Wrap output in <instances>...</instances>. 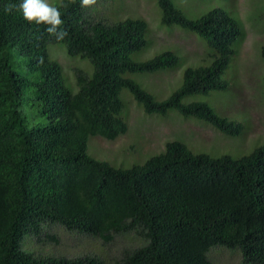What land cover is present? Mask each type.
Here are the masks:
<instances>
[{
  "label": "trees",
  "instance_id": "trees-1",
  "mask_svg": "<svg viewBox=\"0 0 264 264\" xmlns=\"http://www.w3.org/2000/svg\"><path fill=\"white\" fill-rule=\"evenodd\" d=\"M20 3L0 0V264H103L95 253L67 257L27 246L44 245L42 236L57 242L48 230L57 226L102 246L127 237L131 244L110 264H216L208 255L216 246L238 250L242 264H264V142L246 154L211 156L171 140L130 167H114L87 149L90 137L126 133L122 90L148 115L174 110L236 136L233 119L183 99L228 86L242 24L223 9L191 19L171 0H156L161 24L195 32L212 51L157 101L128 75L175 68L180 59L170 50L132 57L146 45L143 18L103 23L81 0H60V28L68 35L58 41L47 25L5 11ZM50 44L90 70L76 66L69 79ZM64 74L71 85L74 79L72 89Z\"/></svg>",
  "mask_w": 264,
  "mask_h": 264
},
{
  "label": "rangeland",
  "instance_id": "rangeland-1",
  "mask_svg": "<svg viewBox=\"0 0 264 264\" xmlns=\"http://www.w3.org/2000/svg\"><path fill=\"white\" fill-rule=\"evenodd\" d=\"M47 2L55 6L60 0H47ZM171 2L191 19L218 8L225 10L242 24V36L235 40L232 46L236 53L232 56L225 73L228 86L221 91L193 94L183 99V102L208 103L219 115L233 119L240 126V131L236 136H228L202 120L183 117L174 110L163 116L148 115L128 91L122 90L121 97L126 103L124 110L127 122L126 133L115 140L93 136L87 142L88 153L92 157L114 167H130L141 163L161 152L166 142L171 140L181 141L192 151L211 156L246 154L264 142V18L262 16L264 0H171ZM90 9L94 17L97 16L96 18L103 23H111L127 17L143 18L147 22L146 45L139 52L132 54L135 60H146L165 50L172 51L180 59V63L175 68L128 75L151 93L157 101L167 98L180 86L182 73L186 67L209 62L212 51L206 41L198 37L195 32L178 25L161 24L156 0H97ZM57 47L60 45L50 44L48 52L70 75L69 79L76 66L86 71L90 70L87 61L71 58L66 55L62 46V50ZM65 83L70 88L74 87V79L71 85L66 75ZM48 230L57 236V242H51L42 236L44 245H36L33 240H27V246L34 247L36 251L67 257L95 253L102 258L103 264H110L131 244L125 236H120L111 245L102 246L95 239L73 235L58 226ZM208 255L216 264H242L240 253L236 249L216 246L209 250Z\"/></svg>",
  "mask_w": 264,
  "mask_h": 264
},
{
  "label": "clouds",
  "instance_id": "clouds-1",
  "mask_svg": "<svg viewBox=\"0 0 264 264\" xmlns=\"http://www.w3.org/2000/svg\"><path fill=\"white\" fill-rule=\"evenodd\" d=\"M96 3V0H81V7H90ZM63 6V5H62ZM7 13L19 11L23 19L29 23L47 25L46 31L55 36L58 41H62L68 35L67 30L61 29L63 24L61 13L57 6L49 4L47 0H22L19 5L8 4L5 6Z\"/></svg>",
  "mask_w": 264,
  "mask_h": 264
}]
</instances>
